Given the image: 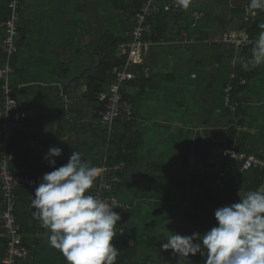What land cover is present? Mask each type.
<instances>
[{"label":"crops","instance_id":"1","mask_svg":"<svg viewBox=\"0 0 264 264\" xmlns=\"http://www.w3.org/2000/svg\"><path fill=\"white\" fill-rule=\"evenodd\" d=\"M157 2L165 16L166 28L160 36H151L155 26L147 21L150 33L146 35L148 51L143 66L150 75L145 78L138 73L135 80L139 85L124 88L126 94L136 98L132 126L142 142L135 152L136 162L130 172L134 168L146 172L138 180V196H133L128 187V198H119L124 183L116 197L125 203L128 211L135 200L145 202L152 191L159 195L160 191L168 192L163 208L171 213L168 222L160 223L156 229L158 237L164 238L174 233L173 230H177L174 234L183 233L181 227L175 226V221L178 220L179 224H193L195 221L190 215L181 217L185 207L193 210V191L209 188L210 192L205 189L204 193L218 197L212 187L214 176L204 179L197 168L217 170L220 167L221 173L231 176L233 171L228 168L222 153L232 138V127L235 132L232 142L237 147L246 152L264 153V65L251 63L240 67L241 74L237 78L246 80V84L240 85L237 79L236 89L232 87L230 100L240 108V113L235 116V110L224 101V89L231 73L237 72L240 52L236 54L237 61L233 65V49L216 42V39L228 31L244 29L243 8L250 9V0L238 13L229 3L216 4L209 0H190L188 8L182 6L181 0ZM250 10L255 17L259 11L264 12L261 9ZM20 16L24 35H18L20 50L13 59L11 82L20 108L29 114V118L13 127L11 166L14 170L27 171L39 184L45 173L54 170L44 156L50 147H59V138L63 139L67 134L74 137L72 146L65 144L61 162L64 156L70 158L72 152L78 150L80 144H75L78 140L82 142L88 136V142L91 141L90 135L86 134H90L89 130L79 135L69 132L66 126L59 136V111L72 104L66 86L73 93L74 80L95 62L98 54L95 45L102 34L109 32L120 38L127 23L123 13L114 10L107 0H21ZM1 59L0 50V62ZM145 80L149 81L146 86L143 85ZM85 92L86 86H81L80 93ZM235 123L245 131H237L233 126ZM55 160L57 167L59 157ZM152 160L153 164L158 162L152 165L158 170L157 174L147 172V163ZM166 168L173 169L171 174L165 173ZM182 170L183 173L188 171L185 181L180 180L182 174L179 171ZM244 173L247 181L254 180L253 172ZM190 178L192 181L189 183ZM227 181L228 178L225 188ZM17 193L16 212L29 250L27 258L17 264H68L66 259L64 262L60 260V251L49 245V230L34 216L31 197H34L35 189L29 192L19 187ZM151 200L156 201L152 197ZM203 209L206 208L198 209L196 218L200 217ZM136 214L143 217L144 212L136 210ZM129 219L128 213L120 219L121 226L115 228V232L117 234V230L122 229L124 235L117 234L114 242L129 236L127 225L122 224ZM135 223L131 224L139 235L143 229L146 230L135 226ZM176 227L178 229H174ZM188 231L184 235L194 233L192 229Z\"/></svg>","mask_w":264,"mask_h":264},{"label":"clouds","instance_id":"2","mask_svg":"<svg viewBox=\"0 0 264 264\" xmlns=\"http://www.w3.org/2000/svg\"><path fill=\"white\" fill-rule=\"evenodd\" d=\"M189 3L181 0L184 8ZM250 9L264 10V0H250ZM259 27L251 51L254 66L264 65V24ZM62 152L60 147H50L44 156L54 170L43 175L31 197L34 216L49 230V245L68 264H115L120 250L112 241L120 214L111 202L90 192L101 170L78 150L56 167L55 158ZM238 195L239 202L215 210L217 226L203 234L171 233L161 248L189 261L190 255L199 254L204 264H264V190Z\"/></svg>","mask_w":264,"mask_h":264},{"label":"built area","instance_id":"3","mask_svg":"<svg viewBox=\"0 0 264 264\" xmlns=\"http://www.w3.org/2000/svg\"><path fill=\"white\" fill-rule=\"evenodd\" d=\"M19 2L20 0H9L7 4L8 16L0 26L2 29L0 50L3 57L0 63V191L1 204L3 206V210L0 213V231L6 241L1 264H17L29 255L28 249L23 244L21 227L15 213L19 201L17 189L23 187L31 192L38 185V180L30 176L27 171L12 169L10 159L13 127L23 124L29 118V114L20 108L19 102L15 97L16 90L13 89L11 82L13 73L12 59L20 50L18 43L20 26ZM243 9V21L245 23L252 21L255 18L254 13L248 7ZM159 10L160 7L157 0H144L136 15L134 24L128 31L123 33L125 41L120 43L117 48L118 52L125 56V61L120 68H113L105 73L107 77L106 85L97 94L96 100L103 106L98 111V116L102 122L108 125H111L117 119L123 122H133L135 119L134 106L124 98L121 87L133 78L132 69L136 65L141 66L140 74L145 78L150 75L149 71L143 66V51L148 48V44L144 41V36L150 33L147 25L148 19L158 14ZM256 40L251 39L247 32L242 29L228 31L218 37L216 42L233 49L232 63L235 65L237 61L236 54L240 52L241 48L251 46ZM235 79H239L240 85L246 84V80L237 78L235 73H231L224 89V101L233 111L238 106V104L230 101L231 82ZM233 126L236 130H240L238 123L233 124ZM222 156L228 160L229 166L237 163L241 164L243 171L258 170L264 172V153L242 152L232 143L224 147ZM123 166V163L112 168L102 166L97 185L93 189V193H91L101 200L111 202L116 207L113 209L114 211L121 210L122 212L127 210L125 204L119 201L113 193L110 196H107V194L114 190V182H118L117 179L109 178L110 173L121 169ZM117 234L119 236L124 235V230H117ZM123 239L130 245L134 244L133 239L129 236L123 237Z\"/></svg>","mask_w":264,"mask_h":264},{"label":"trees","instance_id":"4","mask_svg":"<svg viewBox=\"0 0 264 264\" xmlns=\"http://www.w3.org/2000/svg\"><path fill=\"white\" fill-rule=\"evenodd\" d=\"M216 4L228 5L231 0H209ZM9 0H0V20L1 22L5 21L8 16V4ZM112 6L114 10L121 11L124 15L125 21L127 23V27L125 31H128L132 25L134 24L136 15L139 12L141 5L144 0H107ZM21 3V0L20 2ZM234 12H241V9H232ZM259 11V9H257ZM19 13H20V5H19ZM243 16V14H242ZM21 17V16H20ZM149 25H154L155 27L151 31V36L158 35L163 31L165 26V16L160 12L158 14L150 17L148 19ZM147 22V23H148ZM19 23L21 26V18L19 19ZM264 24V12L259 11L257 16L250 22L244 23V30L247 32L249 37L253 40L258 38V35L261 31L259 25ZM19 26V33L24 35L23 29ZM0 33V37H2V29ZM124 31V32H125ZM123 32V33H124ZM155 40V39H154ZM125 38L122 36L119 38L109 32H105L102 34L100 40L95 45L97 51V57L95 62L83 72V74L79 77V79L74 80L73 84V93L70 92V88L66 86V93L68 94V98L72 100V104L69 108L63 111H59V136L62 135L63 129L67 128L69 132L78 133L79 135L85 134L86 130L91 132V141L90 146L92 148L91 165L96 166L99 169L102 166L106 168H112L120 163H123V167L115 172L110 173L109 178L117 179L118 182H114V190L110 191L107 196H110L112 193L116 195L118 189L126 183V175L130 172L131 167L135 164V152L140 148L142 142L139 133L133 129L132 123L134 122H123L119 119L112 122L111 125H108L101 121L98 116V111L103 108V106L96 100L97 94L103 89L106 85V71L111 70L113 68H120L125 61V56H122L118 52V45L123 43ZM144 41H146V35L144 36ZM254 45L246 46L241 48L240 53L238 55V66H237V76L241 74L240 67L246 64H251V51ZM3 58V57H2ZM2 62V59H1ZM0 62V63H1ZM13 64V63H12ZM60 67V64H59ZM13 69V65H12ZM141 66L136 65L132 69L133 78L124 83L121 87V92L125 99H127L133 106L136 98L130 97L124 91V88L127 86H137L139 83L135 80L136 75L140 73ZM63 73L66 74V70H63ZM148 78V77H147ZM235 79L231 86L233 89H236ZM149 84V81L145 80L144 86ZM81 86H86V92L81 94ZM143 86V87H144ZM234 93V92H233ZM16 97V94H15ZM17 98V97H16ZM233 101V100H230ZM0 109H1V99H0ZM235 116H238L240 113V108L236 107L234 109ZM135 116V113H134ZM230 134L233 138L235 132L232 127L230 130ZM93 137V139H92ZM227 141V144H232V140ZM1 140V134H0ZM95 142V143H94ZM94 143V144H93ZM99 145V149L97 145ZM239 151L246 152L237 147ZM11 159V155H10ZM226 164H228V160L224 159ZM234 163V162H233ZM65 162H59L58 166L64 165ZM225 167V166H224ZM12 169H14L11 166ZM158 171V170H156ZM232 174L228 177V181L226 183L225 192L227 195L226 200L220 196L216 197L212 193H204L205 189H200L198 191H193V210H191L188 215L196 218L197 212L199 208H208L214 207V209L230 205L232 203L239 202V195L243 197V195L248 191H253L260 189L264 185V172L255 170L251 171L254 173V180L249 182L245 179V171L242 170L241 164L234 163L232 165ZM249 171V170H248ZM31 176V175H30ZM99 177L97 178V180ZM97 180L93 185V188L90 190L93 193V189L97 185ZM166 192V191H165ZM168 194V192H167ZM167 194L163 197V203L167 201ZM161 196V195H160ZM121 201V200H119ZM123 202V201H121ZM124 203V202H123ZM125 204V203H124ZM127 204V203H126ZM3 210V206L1 204V191H0V213ZM122 214L121 210L115 211ZM16 216L17 212L15 210ZM18 220V216H17ZM20 224V221H18ZM218 224V222H217ZM21 225V224H20ZM120 223L118 222L115 228L120 227ZM22 228V226H20ZM22 235V231H21ZM149 241L154 242V236L151 234L149 237ZM112 243L119 248V255L115 264H133V260L137 258V247L133 245H129L122 238H118L117 240L112 241ZM23 244L25 242L23 240ZM6 241L2 237V233L0 231V264L2 262L4 252H5ZM26 247V245H25ZM29 251V250H28ZM60 260L64 262L65 257L60 252ZM133 261V262H132ZM143 264H146L145 262ZM152 264V263H148Z\"/></svg>","mask_w":264,"mask_h":264},{"label":"rangeland","instance_id":"5","mask_svg":"<svg viewBox=\"0 0 264 264\" xmlns=\"http://www.w3.org/2000/svg\"><path fill=\"white\" fill-rule=\"evenodd\" d=\"M147 51H148V48L145 51H143L144 57H145V54L147 53ZM13 59H12V63H13ZM134 109H135V107H134ZM240 129H241V131H245L241 127H240ZM89 133L90 134H88V133H86V134L91 136V132H89ZM72 136L73 135L67 134L64 136L63 139L59 138V147L62 148V150H64L66 148L65 144L72 146L71 145V144H73L72 141H74V140H72L74 138ZM87 137L88 136H85L83 138L82 142L78 140V142L75 144H77V146H78V144H80L78 146V151L84 153L83 154L84 158L86 160H88L91 164L90 156L92 154V148L90 146V142H88ZM96 145L99 148V145L98 144H96ZM99 149H101V148H99ZM62 157H63V153H62ZM60 158H61V156L59 157V162H61ZM64 158L65 159H62V162H63V160H64V162H68L69 157L64 156ZM153 163H154V160L149 161L147 163V167H149L147 172L151 173V174H155V173L157 174L156 169L153 168L152 165H155V164L157 165L158 162L156 161L155 164H153ZM221 164H223V162H221ZM199 166H202V165H199ZM194 168H197V167H193V169ZM200 168L201 167L197 168L198 174H200V176L202 174L204 179H206L210 175L214 176L213 177L214 183H213L212 187L215 190L217 196H220L225 201L227 198V195L225 192V182H226V179L228 178V174H226L225 172L221 173L220 167L217 170H215V169L210 170L208 168H201L200 169ZM228 168L230 170H232V167L228 166ZM229 169H228V171H230ZM172 170L173 169H167L166 168L165 173L171 174ZM144 172H146V170L139 169V168L138 169L137 168L132 169L131 172L126 176V184L124 185V188L121 190V192L118 194V197L121 199H127L128 198V192H129L128 187H130L133 196H138L137 194H139V191L137 192V190H136L137 185H139L138 180H139L140 176L142 175V173H144ZM179 172L182 174V175H180L181 176L180 180L181 181L187 180V179H185L184 176L186 175L185 173H187L188 171L183 173V170H182V172L181 171H179ZM190 181H192V178H190L188 182L190 183ZM205 189H209V188H205ZM209 190H211V189H209ZM260 190H264V187H261ZM126 191H127V193H125ZM160 192H161V196L159 195V193L157 191H152L151 193H148L149 197H148V199L146 198L145 202L142 199L140 201H139V199H137V200H135V202L132 205L130 203L131 206L128 204V206H130L129 210L128 211L126 210L127 212L121 214V216H120L121 219L122 218L124 219V217L127 216V213H128L129 217H130V219L127 222L125 220L124 223H122V224H123V226L127 225L128 230H129V231H127L128 235L131 236L133 241H134V244H132V245L137 247V258L134 259V262H136V264H143L144 262L146 264H148V263H152V264H191V261H192V264H198V263L204 264V258H202L199 254H197L194 257L190 255L189 259L191 261H189L186 258L179 257V255H174L172 253V250L165 251L161 248V244L166 242V240L164 239L166 237H164V238L158 237L156 229H157V226L160 227V223L163 224V223L168 222V219H169L168 215L171 212H170V210H168V213H167V211L162 206L163 197L166 196V192L165 191H160ZM159 196H160V198L158 199ZM151 197L154 200H156V199H158V200L153 202L151 200ZM141 201H143V203H141ZM143 205L145 207H143ZM136 210H138V211L142 210L144 212L143 217H137L136 216L137 215ZM215 210L216 209H214V207L203 209L201 214H200V217L193 219V220H195V221H193V224L192 223H185L184 224V222H183V224H179L180 222L177 220V221H175V226L181 227V229H182L181 232H183V233H180L181 235H184L186 232H189L188 230H191V229L194 233H196V232L201 233V234L206 233L212 227L217 226V221H216L215 216H214ZM190 211H191V209H188V207H185L181 217H183L184 215H188L189 213H191ZM132 222H136L135 226H137V227L141 226L140 228H146L147 231L145 229H143V231H141L140 235H139V233H136V228H134V225L131 224ZM137 222H138V225H137ZM159 227H158V229H159ZM178 227H176L174 229H178ZM173 231L175 233L177 230H173ZM151 234L153 236H155L154 242H152V243L149 241V237Z\"/></svg>","mask_w":264,"mask_h":264},{"label":"water","instance_id":"6","mask_svg":"<svg viewBox=\"0 0 264 264\" xmlns=\"http://www.w3.org/2000/svg\"><path fill=\"white\" fill-rule=\"evenodd\" d=\"M248 0H231L229 5L234 9H242Z\"/></svg>","mask_w":264,"mask_h":264}]
</instances>
